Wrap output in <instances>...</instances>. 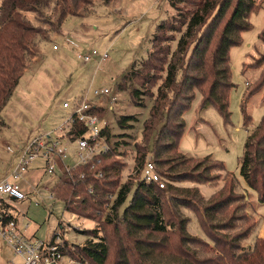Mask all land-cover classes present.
<instances>
[{"label": "trees", "instance_id": "16d2710c", "mask_svg": "<svg viewBox=\"0 0 264 264\" xmlns=\"http://www.w3.org/2000/svg\"><path fill=\"white\" fill-rule=\"evenodd\" d=\"M101 1L108 4L111 0ZM170 3L176 14L157 25L148 57L133 63L119 85L123 89L132 87L131 97L139 105L143 104L138 101L143 92L133 87L137 82L152 99L149 116L143 124V141L139 142L141 145L135 144L134 160L141 176L136 177L134 183L127 181L119 184L118 175L122 173L123 166L112 158L121 145L117 141L111 145V149L99 154L91 162L76 165L69 179H58L52 193L56 199L64 201L66 210L78 217L107 213V222L115 229L124 225L129 236L140 235L145 231L149 235H163L155 241L143 240L146 242L145 247L140 245L141 240L136 242L148 257H111L112 264H264V237L256 235L255 231L252 243L243 244L244 239L252 236L250 227L235 235L228 231L233 230L236 222L243 217L231 215L216 220L218 216L246 206L240 203L233 207L243 197L234 189L238 181L233 174L225 171L229 175L221 190L212 197V201L209 199L200 206L193 200L198 198L201 201L197 187L183 189L167 181L169 190L176 189L171 192L176 217H167L163 195L166 184L165 188H161L159 184L147 181L143 175L147 155H150L151 137H154L151 156L156 169L161 175L169 174L172 181L213 182L216 176L211 175L210 170L214 167L225 170L222 162L210 161V156L190 163L193 157L187 158L178 151L186 128L184 113L191 107L197 92H200V109L213 105L226 121L230 119L229 97L235 86L230 49L242 43V33L252 28L250 14L259 10L261 5L256 0H170ZM94 5V0H2L0 130L6 126L2 108L29 63L38 56L40 43L47 38V31L54 25L61 28L62 21L69 15L90 14ZM44 8H52L51 11L57 16L50 28L33 24L25 15V12L30 11L42 12ZM259 39L264 44V27ZM251 60L244 63V69L262 67V75L252 87L249 86L250 81H246L247 91L241 111L244 126L249 132L239 164L247 186L257 192L260 202H264V115L259 124L253 127L252 116L246 105V100L264 87V52L259 53V57L251 55ZM137 121L138 117L134 115H122L117 123L125 129L134 128ZM86 129V126L76 122L74 130L68 135L75 140L85 134ZM102 134L110 143L107 126ZM99 159L105 171L102 178L96 177L95 170L91 169L94 164L98 166ZM172 162H175L174 165ZM163 166L168 167L162 170ZM175 170L180 171L172 173ZM113 186L117 189H111ZM113 195L115 199L110 206ZM128 199V204L120 213L118 209ZM183 206L195 212L200 227L213 245L203 237L190 233L188 227L191 217L183 214ZM3 207L4 221L15 218L9 211V204L3 203ZM97 237L98 240L87 239L85 244L78 245L81 254L88 264H108L111 249L107 238L99 234Z\"/></svg>", "mask_w": 264, "mask_h": 264}, {"label": "rangeland", "instance_id": "374dc122", "mask_svg": "<svg viewBox=\"0 0 264 264\" xmlns=\"http://www.w3.org/2000/svg\"><path fill=\"white\" fill-rule=\"evenodd\" d=\"M256 3L260 4L261 8L250 14L252 28L242 33L241 44L230 49L232 80L235 83L229 97L230 119L226 121L213 105L200 109L202 100L200 92H197L191 107L184 113L186 128L178 151L187 158L193 157L190 163H197L196 160L210 156V161L222 162L225 170L212 168L210 174L216 176L215 180L203 183L187 180L172 181L169 174H162L166 182L163 195L167 217H176L171 201V192H175L176 189L169 190L167 181L170 180L172 185L183 189L197 187L201 201L198 198L193 200L198 204L197 206H200L209 199L212 201V197L218 194L226 181V176L229 175L228 172L233 174L238 181L234 189L237 194L243 195L233 207L240 203H245L246 206L231 210L227 215L218 216L216 220L229 218L231 215L235 218L243 217L236 222L233 230H228L232 231L231 235H235L250 227L252 236L244 239L243 244L252 243L259 225L258 214H254L257 206L256 191L247 186L239 164L249 132L244 126L241 111V103L247 91L246 81H250L249 86L252 87L262 71V67L244 69V63L252 61L251 55L259 57V53H262L260 47L263 43L259 39V34L264 27V0H256ZM1 4L2 0L0 6ZM94 4L91 13L86 16H67L62 21L61 28L55 25L49 27L57 20V16L51 11L52 8H44L38 13L25 12L26 17L33 24H40L51 30L47 31L45 35L47 38L40 43L38 56L29 63L13 94L2 108L1 114L6 126L0 130V180L13 174L22 150L32 139L58 128L69 117L71 110L63 106L64 101L73 102L85 98L96 104V112L102 121L106 122L104 128L107 126L109 129L110 145H114L117 141L121 142L112 157L123 166L122 173L118 175L119 184L122 185L127 181L134 183L136 177L141 176V171L137 172L139 168L136 167L134 160L135 144L143 141V124L149 116L152 99L146 94L145 88L137 82L133 87L136 86L143 92L138 100L143 104L139 105L131 97L132 87L123 89L119 85L123 83V76L133 63L148 57L152 50V38L157 25L162 20L175 15L176 10L170 0H111L108 4L94 0ZM55 45L57 48L54 47ZM94 48L99 51L108 49L109 57L102 62H99L98 58H93L89 62L79 58V52L86 53ZM102 88H109L110 94L96 95L95 90ZM262 98L263 91H259L246 100L253 127L259 124L264 115ZM122 115L138 117L134 128L119 127L117 120ZM101 125L103 126L102 122ZM58 133L62 134V132ZM64 143L70 146L68 155L64 158V166L75 167L78 161L77 143L69 141ZM153 144L154 137H151L150 155L148 154L147 158L150 157L154 161L151 156ZM174 163L172 162L173 165ZM100 164L101 159L98 160V166H92L91 169L96 172L104 170ZM43 166H45L44 160L38 158L30 163L21 176L17 178L12 176V180L20 186L27 197L9 205V209L12 208L13 214L19 218L20 226L30 223L26 231L27 235L50 241L54 233L60 232V237L65 240L67 254L72 256V263L68 262V264H88L78 245L85 244L87 239L98 240L97 234L105 236L110 246L108 264H112L111 257H148L138 248L139 244L136 242L141 240L140 245L145 247L146 242L143 240L155 241L160 239L162 234L149 235L145 231L140 235L129 236L124 225L115 229L107 222V213H92L78 217L66 210L63 200L50 197V190L62 174L59 169L57 175L49 174ZM167 167L163 166L161 169ZM180 169L182 170V167ZM177 171L180 170L172 173ZM69 178L68 174L61 179ZM36 187L40 190V194H33ZM114 188L117 189L116 186L111 187ZM114 199L115 195L111 197L110 206ZM128 201L129 199L118 209L120 213ZM181 209L184 215L191 217L188 227L190 233L203 237L213 245L200 227L195 212L184 206ZM113 215L114 213L111 217ZM171 237L175 238V236ZM23 262L24 258L0 236V264H23Z\"/></svg>", "mask_w": 264, "mask_h": 264}, {"label": "built area", "instance_id": "2783aa9c", "mask_svg": "<svg viewBox=\"0 0 264 264\" xmlns=\"http://www.w3.org/2000/svg\"><path fill=\"white\" fill-rule=\"evenodd\" d=\"M54 47L57 48V45ZM108 57V49L99 51L94 48L86 53L79 52V58L84 62H89L93 58H98V61L102 62ZM110 92L109 88L95 90L96 95L107 96ZM114 99L113 97L112 100ZM63 106L70 108L69 117L58 128L32 139L22 150L13 174L0 180V236L7 245L12 246L15 252L24 258L23 264H68V262H71L72 256L67 254L65 240L60 237V232L54 233L50 241L27 235L26 229L30 223H26L23 228L20 227L17 218L12 212V208L9 211L15 218L4 221V215H2L3 211H5L3 203L12 205L16 201L27 197V194L21 190L20 186L12 180V176L15 178L21 176L28 169L30 163L38 158L44 160V168L47 173L57 175V169H59L62 174L59 179L68 174L70 176L71 169L74 167L64 166V158L67 157L70 149V146H66L64 141L77 143L78 161L76 165L89 163L99 154L111 149L107 137L102 134L106 122L102 121L96 112V104L89 102L85 98L73 102L66 100ZM76 122L83 124L87 129L85 134L72 140L68 133L74 130ZM58 132H62V134ZM104 174L105 171L102 169L95 171V176L98 178H102ZM143 175L147 181L157 183L161 188H165L166 182L150 157L146 160ZM45 188L48 189L47 187ZM50 192V197L55 198L52 190ZM33 194H40V190L37 187L34 188Z\"/></svg>", "mask_w": 264, "mask_h": 264}, {"label": "crops", "instance_id": "0c3cea01", "mask_svg": "<svg viewBox=\"0 0 264 264\" xmlns=\"http://www.w3.org/2000/svg\"><path fill=\"white\" fill-rule=\"evenodd\" d=\"M260 50H261L260 52H264V44H263V46L260 47ZM261 91H263V98H262V100H264V87L261 89ZM255 196L257 197V203H256L257 206L255 208L254 214H258L257 220H258V224H259L258 227H257L256 235H258L260 237H264V202H260L259 201L257 192H256V195ZM15 217L17 218L18 224L20 226L19 218L17 216H15ZM23 227L24 226H22V228ZM27 229H26V231H27Z\"/></svg>", "mask_w": 264, "mask_h": 264}]
</instances>
